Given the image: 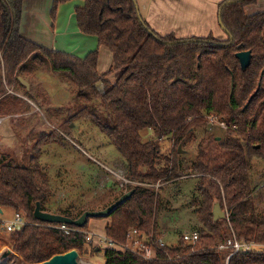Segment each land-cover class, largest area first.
<instances>
[{"label": "trees", "instance_id": "1", "mask_svg": "<svg viewBox=\"0 0 264 264\" xmlns=\"http://www.w3.org/2000/svg\"><path fill=\"white\" fill-rule=\"evenodd\" d=\"M69 1L53 0L52 18L58 7ZM81 1L83 6L75 9L80 32L97 37L99 45L113 55V67L103 74L97 69L98 50L79 59L24 38V0H0V117L27 113L28 109L20 110L23 101L8 92L27 90L19 78L27 80L40 66H48L75 84L78 106H84L82 114L87 113L86 106L107 110L104 119L88 114L125 160L128 179L149 185L175 183L180 177L175 173L177 165L183 168L178 146L195 140L197 132H205L210 119L224 123L223 140L199 137L196 157L187 170V175H199L191 202L200 224L196 228L198 241L187 242L181 234L175 244L159 249V217L165 198L153 187L130 186L127 190L134 192L126 201L108 217L93 219H108L107 240L124 247L129 244L128 234L137 230L146 237L145 247L154 249V258L147 259L144 251L131 249L94 250L104 251L105 264H264V249L241 252L229 260L231 251L219 250L231 227L239 240L264 246V213L257 212L253 201L250 165L254 158L264 162V12H245L257 0L220 3L218 20L226 39L213 34L159 35L143 19L137 0ZM243 51L252 54L246 71L236 57ZM112 75L114 82L109 80ZM80 111L62 128L75 122ZM143 129H150L157 142L142 141ZM167 137L175 144L174 159L167 158V167L159 171V142ZM35 150L23 161L0 151V208L22 213L26 221L21 230L10 233L5 245L25 264H41L72 250L85 253L92 245L89 221L82 227L66 225L73 229L66 234L59 224L48 226L34 217L38 202L43 212L74 220L86 212H54L47 207L50 181L39 160L41 150ZM216 203L228 210L229 220H214Z\"/></svg>", "mask_w": 264, "mask_h": 264}, {"label": "rangeland", "instance_id": "2", "mask_svg": "<svg viewBox=\"0 0 264 264\" xmlns=\"http://www.w3.org/2000/svg\"><path fill=\"white\" fill-rule=\"evenodd\" d=\"M245 10L247 15L264 12V0H257V3L250 5ZM50 17L55 23L56 16L52 18L50 12ZM206 36L197 35V37ZM221 38L226 39L227 37L224 34ZM25 81L30 85L29 95H26L27 90L22 88H17L18 93L15 94H20L25 98V100L21 99L24 103L20 107L21 112L27 109L28 111L25 114L1 117L5 119L6 123H10L11 135L14 136V139L11 138L12 142L9 143L0 131V142L1 140L6 141L0 144V151L10 152L16 161H23L33 155L34 149H36L35 151L41 150L39 160L50 181L51 197L46 202L47 207L54 212L58 209L64 211L73 209L75 212L100 211L120 195L129 191L126 190L128 187L123 186L111 172L128 178L125 160L108 135L93 123L88 114L92 112L103 118L104 115H107V110L105 111L98 105L95 108L86 106L87 113L82 114L80 110L84 106H78L75 84L70 82L66 76L54 74L48 66H40L39 70L34 71ZM30 97L34 99H30ZM30 102H33L35 106H32ZM96 103L98 102L96 101ZM36 107H38V111L44 112L46 119L55 129L48 126L40 113L41 111L36 114H28ZM47 111H51V113H47ZM79 111L80 116L77 117V120L62 128V125ZM209 122L207 132L199 131L195 140L191 139L187 145L180 144L178 146L181 149L180 154L183 155V168L179 169L177 165L175 173H178L180 177L175 180V183L156 184L159 186L155 189L165 198L158 228L161 230V227L164 226L169 238L163 235L162 239L171 240L169 241L170 245L177 242L179 235L184 232L197 231L196 228L200 225L194 214V208L191 206L196 178L199 175H187V170L196 157L200 136H213L217 140L218 138L223 140L227 131L224 123L212 122V119ZM140 135L144 142H157V136L150 129H143ZM159 144L161 155L156 168L160 171L167 167L166 160L172 157L175 144L169 137L161 140ZM176 162L178 163V159ZM250 165L255 186L253 201L257 212L264 213V162L259 158H254ZM170 167H174V164L170 163ZM225 210L227 220H229L228 210ZM15 214L16 212L11 208L3 209L0 214V251L2 250L0 256L10 250V247L5 245L10 235L6 229V223L13 221ZM107 220L106 218L90 219L89 226L97 233H101L104 230L103 223ZM90 236L92 245L86 247L85 253L79 252L81 263L105 264L104 251H95L94 248L106 247L102 246V241L93 239L92 234ZM4 245L7 247H3ZM134 248L142 250L138 245L132 249ZM260 250L262 249L259 247L254 248V251ZM9 262L10 264H25L13 252L8 259Z\"/></svg>", "mask_w": 264, "mask_h": 264}, {"label": "crops", "instance_id": "3", "mask_svg": "<svg viewBox=\"0 0 264 264\" xmlns=\"http://www.w3.org/2000/svg\"><path fill=\"white\" fill-rule=\"evenodd\" d=\"M223 1L225 0H137V4L143 19L159 35L175 34L178 38H184L213 34L221 38L225 33L218 20V11ZM52 3L53 0H24L21 35L47 50L70 54L79 59H84L89 53L98 50V72L100 74L108 72L113 67V55L110 50L100 46L97 37L84 35L78 28L75 9L82 7L84 3L81 0H73L70 3L61 4L58 7L55 23L50 17ZM109 80L114 82L115 76H110ZM10 91L8 93L13 94ZM15 96L25 100L20 94ZM30 103L35 106L33 102ZM37 108L28 114L41 111L48 126L55 129L46 119L44 112L38 111ZM9 124L5 121L0 131L1 135L7 139L6 141L11 143V138L14 139V136L11 135ZM6 141L1 140L0 144ZM125 168L127 170V166ZM107 223L108 220L103 223L104 230L101 233H97L89 226L94 239L106 236ZM159 233L158 242L170 245L171 240L162 239L163 235L169 238L164 226ZM143 240L146 243V237H143ZM132 247L135 246L131 245Z\"/></svg>", "mask_w": 264, "mask_h": 264}, {"label": "built area", "instance_id": "4", "mask_svg": "<svg viewBox=\"0 0 264 264\" xmlns=\"http://www.w3.org/2000/svg\"><path fill=\"white\" fill-rule=\"evenodd\" d=\"M11 93L15 94L13 91H10ZM5 119L0 117V129L4 123ZM216 120H212V122H215ZM113 173V175L118 179V181L126 187H130V186H143V187H153L156 188L159 185H149L146 183H140V182H136V181H131L128 178H125L123 176H121L119 173H114L113 171H111ZM127 190V189H126ZM227 216V213H226ZM227 218V217H226ZM26 224V221L24 220V217L21 213H16L15 214V219L13 221L7 222L6 223V229L9 233H16L17 231L21 230V228ZM51 226V225H48ZM58 228L62 231H64L66 234H69L71 231H73V229L69 228L66 225H60L58 226ZM91 234V233H90ZM88 236V241H92L91 240V236ZM184 240L190 243H194L196 241L199 240V234L194 231V232H184L183 234ZM94 239V237H93ZM97 240L102 241V246L106 247V248H111V249H115V250H120V251H125L126 249H131L132 251H139L142 252L144 251V256L147 259H152L155 256V251L153 248L150 247H145L146 243L144 242L142 235L137 231V230H133L128 234V241L129 244L128 246H121V245H117L115 243H113L112 241L107 240L106 236L104 237H99L97 238ZM134 244V245H133ZM136 246L138 245L140 248H142V250H135L132 249L130 246ZM167 244L163 243V242H158L157 246L159 249H163L166 247ZM255 247H259L261 249H264V246L256 244L254 242H246L244 240H239L234 232V230L232 229V227L230 228V233L228 235V238L224 241L223 244H221L219 246V250L220 251H228L230 250L231 253L228 256V260L229 258H231L233 255H236L238 253L241 252H254V248Z\"/></svg>", "mask_w": 264, "mask_h": 264}, {"label": "water", "instance_id": "5", "mask_svg": "<svg viewBox=\"0 0 264 264\" xmlns=\"http://www.w3.org/2000/svg\"><path fill=\"white\" fill-rule=\"evenodd\" d=\"M230 3V2H229ZM220 26L223 28L221 22ZM224 29V28H223ZM237 59L240 62L241 68L243 71H246L249 66L251 65L252 61V54L250 51H243L236 55ZM21 83L26 87L27 90H29L30 85L27 83L24 79L19 78ZM219 140V138H218ZM181 151V149H179ZM134 190H130L125 192L115 203L107 207L106 209L100 210V211H86L84 212L77 220L71 219L69 217H66L64 215L60 214H53L48 212H43L41 210L40 202L36 204V209L34 212V217L40 222L46 223V224H59V225H74L77 227L84 226L89 219L97 218V217H108L110 213L118 207L120 204H122L124 201H126L132 194ZM0 214H2V209L0 208ZM213 216L214 220L218 221L221 219H225L226 213L224 210H222L221 205L219 203H216L214 205L213 209ZM12 251L8 250L5 253H3L0 256V264H6ZM41 264H82L80 261V255L77 250H72L68 253L56 255L52 257L50 260L43 262Z\"/></svg>", "mask_w": 264, "mask_h": 264}, {"label": "bare ground", "instance_id": "6", "mask_svg": "<svg viewBox=\"0 0 264 264\" xmlns=\"http://www.w3.org/2000/svg\"><path fill=\"white\" fill-rule=\"evenodd\" d=\"M83 263V262H82ZM6 264H10V262L8 263V261H7V263Z\"/></svg>", "mask_w": 264, "mask_h": 264}]
</instances>
